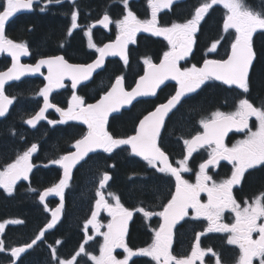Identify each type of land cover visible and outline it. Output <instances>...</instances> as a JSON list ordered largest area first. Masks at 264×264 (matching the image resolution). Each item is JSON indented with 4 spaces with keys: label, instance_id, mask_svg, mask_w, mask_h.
Returning <instances> with one entry per match:
<instances>
[{
    "label": "flooded vegetation",
    "instance_id": "af4514ba",
    "mask_svg": "<svg viewBox=\"0 0 264 264\" xmlns=\"http://www.w3.org/2000/svg\"><path fill=\"white\" fill-rule=\"evenodd\" d=\"M99 2V0H74L73 3L72 0H62L57 3L56 0H52L49 3V0H38V2L34 0L32 10H21L16 13L6 22L5 34L7 38L24 43L28 47L30 54L22 56L20 63L35 65L39 60L53 56H62L70 64L93 63L97 59L98 53L95 49L89 48L86 31L91 28L93 43L98 47H103L105 44L115 41L118 34L115 22L122 19L120 15L122 10L115 8V0ZM3 3H6V0H0V4ZM138 3L141 6V20L150 19L147 0H139ZM77 7L79 8L77 9ZM195 8L194 0H177L170 9H164L158 14V24L159 26H171L174 22L184 23L191 18ZM74 11L78 12L79 27L72 30L71 35H68L71 27V14ZM132 12L140 16L138 11L133 10ZM105 14L113 21L107 28L98 23ZM224 16L225 14L221 17V27L217 28L218 22L215 20L219 17L215 16L211 9L209 10L195 33L192 51L179 62L181 67H191L192 65L199 67L203 65L205 59L226 58L234 38V30H229L233 33L232 37L224 33L222 27ZM94 24L95 27H91ZM212 31L213 38L210 35ZM256 34H259L258 30L253 33L251 39V46L255 54H257L254 44ZM214 41H220V43L215 52H210L209 48ZM168 50L169 45L163 37L138 32L135 36V43H130L127 46V64L118 56L108 58L90 80L84 83L80 81L75 89L72 88L71 81L65 79L63 88H56L50 93L49 102L56 107L66 109L75 93L82 97L86 104L96 103L110 89L118 76L124 77L125 87L131 90L147 70L144 60L148 58L152 63L159 64L163 53ZM256 60L257 57L255 62ZM255 62L249 73V91L247 93L241 89L227 88L216 81H206L195 92L186 94L180 105L169 113L161 128L159 144L169 156L173 166H176V161L183 159L186 154L183 140L191 139L203 131L199 124L200 120L210 117L215 111L225 113L234 111L238 101L242 98L248 99L257 108L264 107V85L259 82V75L256 82L252 81ZM11 64V57L7 53H0V72L6 71L11 67ZM47 74V68L43 67L39 73L31 74V76L26 74L17 81L5 84V94L13 98V103L9 106L7 115L0 119V170L15 161L33 144L37 145V151L30 158L32 168L27 180H18L10 192L0 187V223L5 225L4 232L0 234V240L4 241L5 247L4 251H0V264H56L52 255L53 248L56 249L61 259H69L82 244L89 255L98 256L100 245L103 243V236H97L91 225L88 227L87 235L92 239L85 243L84 226L86 221L92 217L98 197L95 198L91 194L87 208H80V204L77 205V196L83 190L88 179L87 172L90 171L89 168L93 167L90 166L95 161V155L85 160L78 169L83 171L84 175L87 174L86 180L82 181V188L69 191L68 187L71 182L68 183L63 190L62 214L53 228L45 230L46 225L51 222L52 210L61 204V198L56 195L45 199L43 203L40 200V195L44 190L53 187L61 180L62 171L59 165L52 163L51 158L53 156L60 158L72 152L74 150L72 145L87 132V126L79 121L69 120L59 123L61 117L55 107L49 108L45 122H41L34 129H31L26 123L42 106L43 97L39 95V92L47 85L45 79ZM220 87L228 93V96L221 98L220 104L215 103L209 107L200 108L199 115L205 114V116L199 119L194 108L199 101L198 97L208 90L213 88L218 90ZM177 88L178 85L175 81H166L158 90L155 98L139 100L133 103L129 109L110 116L106 123V130L114 138H127L134 135L139 121L150 111H153L157 105L166 102L175 94ZM49 120L57 123L50 124ZM249 123L252 130L255 131V119L252 118ZM245 138L244 132L233 130L225 136L224 143L231 147ZM208 151L210 149L202 148L192 154L188 161L191 171L182 173L183 179L189 183L196 182L199 164L207 160ZM100 152L105 153L102 149ZM106 154L113 159L121 157L120 163L122 164L119 168L121 175L117 177L114 172L118 164L116 160L108 163L109 172L107 169L101 168V174L107 173L110 177L105 188L101 191L109 189L111 194L119 198L123 207L133 212L127 222L125 243L130 249L137 251L152 243L154 230H158L163 221L159 216L145 218L136 209L142 207L152 212L161 211L162 206L168 202L171 194L175 191V178L156 171L142 158L133 156L129 146H121L114 149L112 153ZM132 162L136 166L132 167ZM53 165L57 167H52ZM53 168L58 176L56 182L51 181ZM232 171L233 167L227 161H220L217 166L208 170L209 175L217 183L230 178ZM125 172L133 179L140 180L137 184L141 194L132 191V181L127 179L126 182L119 181L124 179ZM96 188L98 190L99 185ZM261 193H264V165H257L255 168L245 171L240 182L232 189L233 197L242 207L245 200L251 203ZM200 198L202 202H207L206 193H201ZM105 199L111 204L115 203L111 195ZM195 215V211L189 209L188 215L172 228V254L178 258L189 256L196 242L197 234L204 233L200 236V247L204 250L211 249L216 255L207 253L203 258V264H216L217 257L220 264H239V248L236 245L227 244L228 234L207 232L208 221L202 217L194 219ZM111 219L106 210L99 212L97 221L104 226L100 228L101 232L107 231L106 225ZM17 220L21 223H9ZM222 223H234V213L225 211ZM41 230H45L44 236L37 240L31 248H26L19 257L11 255L12 248L25 247L30 244ZM71 230L73 232L70 234L71 236H68ZM253 238H258V234H253ZM57 241L61 243L57 244ZM113 254L118 259H123L126 256L123 249H116ZM77 259L79 264H92V261L83 254ZM129 264H155V262L149 257L134 256L129 260ZM197 264H200V261H197ZM253 264H258V260H254Z\"/></svg>",
    "mask_w": 264,
    "mask_h": 264
},
{
    "label": "snow or ice",
    "instance_id": "6c2138e0",
    "mask_svg": "<svg viewBox=\"0 0 264 264\" xmlns=\"http://www.w3.org/2000/svg\"><path fill=\"white\" fill-rule=\"evenodd\" d=\"M38 2V0H37ZM52 0H49L51 3ZM57 3L62 0H56ZM74 3V0H72ZM127 10V0H122ZM173 0H147L150 9V19L141 20L133 12L127 10L123 19L116 21L117 36L114 42L98 47L93 43L91 28L86 31L89 48L95 49L98 53L97 59L90 64H70L62 56H53L41 59L35 65L20 63L22 56L29 55V49L24 43L15 42L7 38L5 34L6 22L21 10H32L34 0H6L0 4V53H7L12 60L11 67L0 72V117L4 116L8 107L13 103V98L5 94V84L9 81H17L26 74L39 73L41 68H47V85L40 90L39 95L43 97L44 106L26 123L36 127L40 120L45 119V111L55 107L60 114L59 123L69 120L79 121L87 126V132L82 138L75 141L73 152L61 156L52 163L63 169V178L58 184L46 189L41 195L43 203L49 195H56L63 201V190L68 185L71 171L75 165L88 156L89 153L102 149L105 153H112L114 149L121 146H129L131 153L141 157L147 164L156 171L168 174L175 178V191L171 194L168 202L162 206L159 212H152L144 208L136 211L143 214L145 218L159 216L163 223L158 230H154L152 243L137 251L130 249L125 243L127 222L133 212L123 207L120 200L114 194H109L115 201L114 204L105 199L103 190L110 179L107 173L102 175L99 181V189L96 191L98 199L95 204V211L90 220L85 223V243L92 237L87 235L89 225L97 236H103V243L99 248V255H89L84 247L80 245L79 250L69 259H61L55 248L52 255L56 264H79L78 257L85 255L92 261V264H129L134 256L149 257L155 264H203V258L207 253L216 254L211 249L204 250L200 247V236L197 234L196 242L187 257L178 258L171 252L172 228L174 224L188 215V210L195 211V218H204L208 221L207 232L227 233V244L236 245L239 248V264H264V193H261L249 203L244 201L242 207L233 197V186L240 182L241 177L248 169L257 165H264V107H255L248 99L242 98L238 101L232 112L215 111L210 117L199 121L202 132L197 133L191 139H184L186 154L183 159L176 161V166L170 162L169 156L162 150L159 144L161 128L165 118L180 105L181 100L188 93H193L206 81H219L221 84L241 89L244 93L249 91L248 76L249 68L254 58L251 46L253 33L257 30L264 31V16L249 10L243 0H203L194 10L190 19L184 23H172L171 26H159L158 14L164 9H170ZM215 5H222L226 10L223 20V31L234 38L230 44V51L226 58L205 59L202 66L192 65L181 67L179 62L185 59L194 44L195 33L199 29L201 21L210 9ZM43 10V9H41ZM78 12L71 14L72 30L79 27ZM107 28L113 23L110 17L105 14L98 22ZM91 27H95V24ZM138 32L151 33L153 36L163 37L169 50L163 53L159 64L152 63L151 59L144 60L147 70L136 82L135 87L128 90L124 84V77L118 76L110 89L93 104H86L84 99L75 93L72 95L66 109H61L49 102V95L56 88H63L64 80L71 81L73 89L82 80H88L92 74L104 64L108 56H119L125 64L128 62L126 53L127 46L135 43V36ZM220 41L212 42L209 51L215 52ZM172 80L178 85L175 94L150 111L140 121L135 134L127 138H114L107 130L106 123L110 113L118 111L125 105H131L138 97H153L157 89L165 81ZM256 121V130L250 127V120ZM54 124L55 121L49 120ZM235 130L244 132L245 139L238 141L231 147L224 143L225 136ZM207 148L208 158L199 164V171L196 173V182L189 183L182 178V173L191 171L188 161L192 154L198 149ZM37 151V145L19 155L15 161L6 165L0 170V187L9 192L14 184L20 180L28 179L32 164L30 158ZM220 161H227L232 165L233 171L230 178L219 183L213 180L208 170L217 166ZM201 193L207 194V202L201 201ZM63 204L52 212V220L46 225L51 229L57 222ZM101 210H106L112 219L106 225L107 231L101 232L104 227L97 221ZM225 211L234 213V223H222ZM9 223H21V221H10ZM5 225L0 223V234L4 232ZM41 230L39 235L25 247L12 248L11 255L19 257L26 248H31L37 240L44 236ZM253 234H258L254 239ZM61 243L57 241V244ZM116 249H123L126 256L118 259L113 253ZM4 241L0 240V251H4ZM216 264H220L219 258Z\"/></svg>",
    "mask_w": 264,
    "mask_h": 264
},
{
    "label": "trees",
    "instance_id": "16d2710c",
    "mask_svg": "<svg viewBox=\"0 0 264 264\" xmlns=\"http://www.w3.org/2000/svg\"><path fill=\"white\" fill-rule=\"evenodd\" d=\"M99 1H100L99 3H103V2H105L107 0H99ZM198 1L199 0H195V7L199 6L200 3ZM121 2H122V0H115V3H116V7L115 8L116 9L119 8V4ZM244 2H245V5L249 9L253 8L255 12H257L261 16H264V0H244ZM136 4L137 3L132 2L131 6H134ZM78 8L79 7H77V9ZM213 12H217V16L219 17V19L215 20L216 22H218L217 23L218 25L216 27L220 28L221 27V25H220V22H221V19H220L221 11L218 8H214ZM213 30L215 31V29H213ZM216 31H217V29H216ZM210 35H211V38L214 37L213 31L210 33ZM255 38H256V40H255L254 44H255V48H257V60L255 62L254 68H253V77L254 78L252 79V81L256 82L258 80L256 78L259 75V82L264 85V34H262V33L256 34ZM263 85H261V86H263ZM251 91H252V88H251ZM226 96H228V93H226L224 91V89L221 88V87L218 90L214 89V88L211 89V90H208V91L202 93V95H200L198 97L199 101L194 106L195 111H199L198 109L203 108V107H209L210 105L215 104V103L220 104L221 102L219 100L221 98H223V97H226ZM197 114L199 115V112ZM203 116H205V114H203ZM203 116L199 115V119L200 118H204ZM58 158H59V156H53L51 158V161L57 160ZM120 158L121 157H119L118 159H113V158H109V156L106 153H99V154H97V156L95 157L94 160H96L98 163H101L102 167L104 169H107V171H108V163L109 162L110 163L114 162V160H116V162L118 164L116 165V169L114 170V172H115L116 176L119 177L121 175V172H120L119 168H121L120 165L122 164V163H120ZM131 164H132V167L136 166V164L134 162H132ZM52 167L56 168L57 166L53 165ZM55 168H53L51 170V173H52L51 181L52 182H56L58 180V176H56L55 171H54ZM84 176H85V179H84ZM86 176H87V174L84 175L83 171L77 170L74 173L73 179H72V181L70 183V186L68 187V190L69 191H74L76 188H78V189L82 188V185H83L82 181L86 180ZM123 176H124V179H121L119 181L126 182L125 181L126 179L128 181H132L133 182L132 185H131V188H133L132 191L136 192V194H139L140 190L138 191V189H140V187H139V185L137 183H139L140 180L139 179H133V177L132 176L130 177L129 175H127L126 172H125V174ZM43 187H45V186H43ZM140 194H141V192H140ZM72 232L73 231L71 230L68 236H71L70 234ZM68 240H70V238H68Z\"/></svg>",
    "mask_w": 264,
    "mask_h": 264
},
{
    "label": "rangeland",
    "instance_id": "374dc122",
    "mask_svg": "<svg viewBox=\"0 0 264 264\" xmlns=\"http://www.w3.org/2000/svg\"><path fill=\"white\" fill-rule=\"evenodd\" d=\"M231 105H232V103L230 104V106ZM20 155H22V153ZM90 167H92V168H89L90 169V171H89L90 173L87 172V174H90V175H88V179H87V181H86V183H85V185L83 187V190L77 196V198H78L77 205L80 204V208H87V206L89 204V199L91 198V194H93L95 196V198L97 197L96 196V191H97L96 187H98L99 181H100V179L102 177V174H101L100 170L103 167H102L101 164H99L97 161H94V162L91 163ZM103 193H104L106 198H108L110 196L109 195L110 194L109 189H107L106 191H103Z\"/></svg>",
    "mask_w": 264,
    "mask_h": 264
},
{
    "label": "water",
    "instance_id": "95a60500",
    "mask_svg": "<svg viewBox=\"0 0 264 264\" xmlns=\"http://www.w3.org/2000/svg\"><path fill=\"white\" fill-rule=\"evenodd\" d=\"M175 1H176V0H173V3H174ZM173 3H172V4H173ZM112 57H115V56H108V57L105 58V60L108 59V58H112ZM118 57H119V56H118ZM119 58H120V57H119ZM253 62H254V58H253L252 63H251V65H250L249 73H250V70H251V66L253 65ZM101 68H102V67H101ZM101 68L97 69V70L92 74V76H93L95 73H97ZM29 75L31 76V74H29ZM92 76H91V77H92ZM91 77H90V78H91ZM248 77H249V76H248ZM90 78H89L88 80H90ZM67 80H68V79H67ZM88 80H82L81 83H82V82H83V83H84V82H87ZM138 80H139V79H138ZM138 80H137V81H138ZM9 82H11V81H9ZM165 82H166V81H165ZM165 82H164V83H165ZM216 82L220 83L219 81H216ZM7 83H8V82H7ZM81 83H80V84H81ZM163 85H164V84H162V85L157 89V92H158V90H159ZM224 86L227 87V88H231V87L226 86V85H224ZM134 87H135V86H134ZM232 87L236 88L235 86H232ZM237 89H238V88H237ZM153 98H155V96H153V97H138L136 100H134V101L132 102V104L135 103V102H137V101H139V100L153 99ZM132 104H131V105H132ZM131 105H125V106L121 107L118 111H115V112L110 113L109 116H108V118H109L110 116L114 115V114H118V113H120L122 110H127V109H129V108L131 107ZM43 106H44V102H43L41 108H43ZM41 108H40V110H41ZM40 110H39V111H40ZM48 110H49V109H47V110L45 111V116H46V113H47ZM39 111H38V112H39ZM38 112H37V113H38ZM0 118H1V117H0ZM165 119H166V118H165ZM44 121H45V119L40 120V121L37 123V125L40 124L41 122H44ZM37 125H36V126H37ZM29 126H30V125H29ZM30 128H31V129H34L35 127L30 126ZM100 150H101V149H97L95 152H93V153H89L87 157H85V158H84L83 160H81L77 165H75V166L73 167L72 171H71V176H70L69 181L72 179V176H73V173H74L75 169H76V168H77V167H78V166H79L84 160H86L89 156L96 154V153L99 152ZM73 151H75V149H74ZM73 151H72V152H73ZM67 154H68V153H67ZM133 156H135V155L133 154ZM135 157H138V156H135ZM140 158H141V157H140ZM60 168H61V167H60ZM61 170H62V175H61V179H62L64 173H63V169H62V168H61ZM69 181H68V182H69ZM107 182H108V181H107ZM106 184H107V183H106ZM44 191H45V190H44ZM44 191H43V192H44ZM43 192H42V193H43ZM42 193H41V194H42ZM53 196H55V195H54V194L49 195V196H47L45 199L51 198V197H53ZM61 203L63 204V201H62ZM60 205H61V204H60ZM60 205H59V206H60ZM59 206H58V207H59ZM56 208H57V207H56ZM56 208H55V209H56ZM62 208H63V207H62ZM55 209H53V211H55ZM53 211H52V212H53ZM94 211H95V210H94ZM52 212H51V217H52ZM61 213H62V210H61ZM61 213L58 215L57 220L60 218ZM51 220H52V218H51ZM179 220H180V219H179ZM179 220H178V221H179ZM178 221H177V222H178ZM177 222H176V223H177ZM176 223H175V224H176ZM175 224H174V226H175ZM174 226H173V227H174Z\"/></svg>",
    "mask_w": 264,
    "mask_h": 264
},
{
    "label": "bare ground",
    "instance_id": "6f19581e",
    "mask_svg": "<svg viewBox=\"0 0 264 264\" xmlns=\"http://www.w3.org/2000/svg\"><path fill=\"white\" fill-rule=\"evenodd\" d=\"M199 110V109H198ZM199 111H196V113H198Z\"/></svg>",
    "mask_w": 264,
    "mask_h": 264
}]
</instances>
